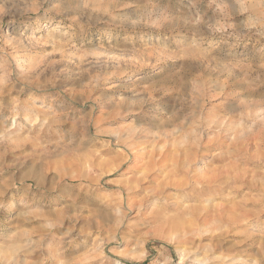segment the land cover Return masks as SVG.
I'll use <instances>...</instances> for the list:
<instances>
[{"label": "rangeland", "instance_id": "1", "mask_svg": "<svg viewBox=\"0 0 264 264\" xmlns=\"http://www.w3.org/2000/svg\"><path fill=\"white\" fill-rule=\"evenodd\" d=\"M0 264H264V0H0Z\"/></svg>", "mask_w": 264, "mask_h": 264}, {"label": "bare ground", "instance_id": "2", "mask_svg": "<svg viewBox=\"0 0 264 264\" xmlns=\"http://www.w3.org/2000/svg\"><path fill=\"white\" fill-rule=\"evenodd\" d=\"M222 121V120H221ZM10 134V133H9ZM153 139H155V138H153ZM133 143V142H132ZM151 143H152V150H151V152L149 153V159H148V164H149V162H150V164H157L158 162L157 161H159V163L160 162H162L163 160H165V159H163L164 157H163V154H162V156L160 157V160H157L156 161V154H155V156L153 155V150L154 149H156L157 148V146H158V144L160 143H156L154 140H151ZM156 144V145H155ZM138 146V145H137ZM164 147V146H163ZM161 148V147H160ZM134 150V149H133ZM145 150V149H144ZM141 152V151H140ZM128 153H129V151H128ZM131 153V152H130ZM142 153V152H141ZM132 154V153H131ZM130 154V155H131ZM135 154H137V153H135ZM129 155V154H128ZM148 156V155H147ZM160 156V155H159ZM135 157V156H134ZM145 161V160H144ZM143 161V162H144ZM184 162V161H183ZM141 163V162H140ZM184 165V164H183ZM192 165V164H191ZM197 165V164H196ZM196 167V166H195ZM201 167V166H200ZM189 168V167H188ZM195 171H196V174H201L202 176H205V172H203L200 168H196L195 169ZM193 172V171H192ZM189 175V174H188ZM236 177V176H235ZM196 178V177H195ZM206 178V181H204V183H205V186H208V187H210V186H212L213 184H215L217 181H219V180H221V178L220 177H218V178H216V177H214L213 179H212V177L210 176V177H205ZM185 179H186V177H185ZM199 179V178H198ZM191 180V179H190ZM180 183H181V181H179ZM183 183H184V181H183ZM186 184V183H185ZM196 184V183H195ZM211 184V185H210ZM228 188V187H227ZM220 189V188H219ZM208 193V192H207ZM215 193V192H214ZM221 206V205H220ZM218 209V208H217ZM218 211H219V209H218ZM201 216H202V214H201ZM232 260H234V259H232ZM237 260V259H236ZM233 262V261H232ZM237 263H238V261H236Z\"/></svg>", "mask_w": 264, "mask_h": 264}]
</instances>
